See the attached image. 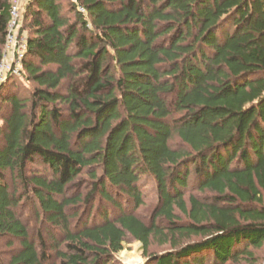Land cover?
I'll return each instance as SVG.
<instances>
[{
    "label": "trees",
    "instance_id": "trees-1",
    "mask_svg": "<svg viewBox=\"0 0 264 264\" xmlns=\"http://www.w3.org/2000/svg\"><path fill=\"white\" fill-rule=\"evenodd\" d=\"M72 7L74 18L61 0L23 8L22 74L32 88L25 99L0 94L9 105L0 124V239H18L21 251L0 264L49 261L17 213L25 198L60 227L58 264H110L127 235L144 250L151 237L169 244L151 255L153 264H257L264 0H75ZM9 9L10 0H0L3 45ZM84 171L94 182L83 201L98 191L119 215L111 220L105 211L101 223L74 230L66 211L80 195L67 189ZM191 171L209 196L184 197ZM142 176L157 191L150 224L110 192L139 206Z\"/></svg>",
    "mask_w": 264,
    "mask_h": 264
},
{
    "label": "rangeland",
    "instance_id": "rangeland-1",
    "mask_svg": "<svg viewBox=\"0 0 264 264\" xmlns=\"http://www.w3.org/2000/svg\"><path fill=\"white\" fill-rule=\"evenodd\" d=\"M29 0H23V8ZM75 0H61L62 10L68 14L70 18H74L75 10H71ZM22 8V12H23ZM22 16V15H21ZM20 16V17H21ZM20 32L26 34L28 32L27 21L22 22L20 18L19 24ZM23 28V30H22ZM3 52V42L0 40V53ZM32 88V84L25 79V75L17 76L11 83H5L0 94L3 98L18 95L19 99L28 97ZM9 105L5 102L0 103V124L2 117L8 112ZM173 145L178 143L176 137L172 138ZM1 147V136H0ZM35 167L32 165V168ZM37 170L42 171V167L38 166ZM43 173V171L41 172ZM10 183V179L6 178ZM195 177L192 171L189 176V187L184 190V197L187 198L189 194L199 196H209L207 191H200L195 184ZM94 180L84 171L79 175L71 186L67 189L68 196L80 195L79 202L67 208V215L69 217L70 226L72 229L77 230L81 228L83 223L92 225L101 223L103 212L109 219L114 220L119 215V211L112 208L106 202L98 191H95L92 196L83 201L84 196L92 190ZM140 190L143 193V203L139 206H134L133 203L126 198V196L111 190V195L118 200L122 208L127 213L135 214L142 219L145 223L150 224L153 220L155 208L157 206V191L153 180L148 176H142L139 181ZM22 221L27 225L28 235L31 242L34 243L36 249L41 252L44 250L45 254L49 257V261L45 264H58L59 258L56 255L57 249L65 247L64 235L57 225L47 223L41 214L40 206L34 199H23L20 206L17 208ZM156 221V220H155ZM161 226H164L162 221H158ZM170 248L168 243L160 244L158 238L151 237L150 244L146 250L143 249L141 243L131 236L127 235L122 242V249L111 256L110 264H153L150 260L152 254L162 253ZM21 251L20 241L11 237H3L0 239V259L4 263H8L12 256ZM255 254L258 256L259 261L257 264H264V246L261 249H255ZM133 259V261L131 259ZM134 260H136L134 262ZM133 262V263H132Z\"/></svg>",
    "mask_w": 264,
    "mask_h": 264
},
{
    "label": "built area",
    "instance_id": "built-area-1",
    "mask_svg": "<svg viewBox=\"0 0 264 264\" xmlns=\"http://www.w3.org/2000/svg\"><path fill=\"white\" fill-rule=\"evenodd\" d=\"M23 0H10L9 22L0 57V85L10 76H21L22 60L26 51V34L20 32V16L22 15ZM78 12L85 14L82 6L77 7Z\"/></svg>",
    "mask_w": 264,
    "mask_h": 264
},
{
    "label": "bare ground",
    "instance_id": "bare-ground-1",
    "mask_svg": "<svg viewBox=\"0 0 264 264\" xmlns=\"http://www.w3.org/2000/svg\"><path fill=\"white\" fill-rule=\"evenodd\" d=\"M131 259V258H130ZM133 259H135V258H133ZM133 259H131L132 261H133ZM136 260H134V262H135ZM133 263V262H132ZM137 264V263H136Z\"/></svg>",
    "mask_w": 264,
    "mask_h": 264
}]
</instances>
